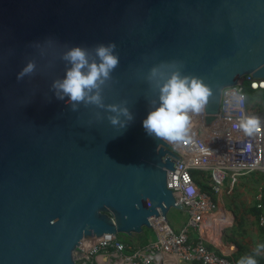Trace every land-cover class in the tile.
Returning a JSON list of instances; mask_svg holds the SVG:
<instances>
[{
    "label": "water",
    "instance_id": "obj_1",
    "mask_svg": "<svg viewBox=\"0 0 264 264\" xmlns=\"http://www.w3.org/2000/svg\"><path fill=\"white\" fill-rule=\"evenodd\" d=\"M113 44L119 63L91 93L103 107L60 99L65 55L80 47L99 64ZM250 73L264 78V0H0V264H77L82 239L144 245L152 219L185 210L167 170L221 133L226 97ZM173 74L211 90L180 145L142 123Z\"/></svg>",
    "mask_w": 264,
    "mask_h": 264
},
{
    "label": "built area",
    "instance_id": "obj_2",
    "mask_svg": "<svg viewBox=\"0 0 264 264\" xmlns=\"http://www.w3.org/2000/svg\"><path fill=\"white\" fill-rule=\"evenodd\" d=\"M264 89V78L246 74L226 97L227 108L220 134L192 145L181 159H176L175 169L167 170V184L189 214L187 224L175 232L165 220L152 219L157 240L143 247H135L106 238L82 239L74 253L77 264H235L231 255H218L207 246V237L190 240L192 230L204 234L210 226L209 218L217 204L214 194L221 192L226 178L235 181L251 172H264V111L251 107L249 91ZM230 99L228 101V98ZM244 117H259L258 129L245 135L239 127ZM208 174L211 191H201L194 173ZM259 226L264 229V191L258 194Z\"/></svg>",
    "mask_w": 264,
    "mask_h": 264
},
{
    "label": "clouds",
    "instance_id": "obj_3",
    "mask_svg": "<svg viewBox=\"0 0 264 264\" xmlns=\"http://www.w3.org/2000/svg\"><path fill=\"white\" fill-rule=\"evenodd\" d=\"M112 48H115L114 44L109 47L100 46L97 49V54L102 61L99 64H89L85 51L80 47H75L68 52L65 59L70 60L73 67L67 71L66 78L62 82L57 81L53 85L63 93V95H59V98L69 97L70 102H73V108L79 102L95 103L103 107L99 92L97 91L95 95L91 93L93 89L100 88L104 80L109 78L110 71L115 69L119 63L118 57L111 53ZM34 67L33 63H29L19 74L18 79L31 73ZM85 67L88 68L86 73L82 71ZM153 71L155 72V70ZM160 91V106L149 112L147 118L142 122L143 128L149 136L164 140L170 145L186 144L193 115L203 112L209 102L211 90L198 77L185 76L181 78L179 74H173L163 84ZM109 108L114 113L120 112L127 117L128 121L133 119L127 108L120 109L117 105H111ZM109 120L112 125L126 127V123L121 124L119 116L109 117ZM258 125L259 117H244L239 122L240 129L248 136L254 134ZM207 182L210 186L208 180ZM207 246L213 248L208 243ZM259 248L260 246H257V254H259ZM239 264H257V261L254 257L248 256L241 258Z\"/></svg>",
    "mask_w": 264,
    "mask_h": 264
},
{
    "label": "crops",
    "instance_id": "obj_4",
    "mask_svg": "<svg viewBox=\"0 0 264 264\" xmlns=\"http://www.w3.org/2000/svg\"><path fill=\"white\" fill-rule=\"evenodd\" d=\"M260 98L262 99V94ZM250 105L252 107L251 103ZM261 189L264 191V172L241 175L235 181L226 178L221 192L213 195L217 208L209 218L210 226L205 228L202 235L192 230L190 240L196 242L202 236L207 237L209 246L213 249L216 246L221 254H229L231 257L237 250L236 243H241L248 249H257L260 237L257 233L256 218L251 211L258 203ZM239 221L244 223L238 225V231L236 222Z\"/></svg>",
    "mask_w": 264,
    "mask_h": 264
},
{
    "label": "trees",
    "instance_id": "obj_5",
    "mask_svg": "<svg viewBox=\"0 0 264 264\" xmlns=\"http://www.w3.org/2000/svg\"><path fill=\"white\" fill-rule=\"evenodd\" d=\"M247 90L249 91V102L252 104V107L261 109L264 111V93H262V99L259 97L257 98L255 101H253V93L254 92H258V91H252L250 89ZM259 91H264L263 90H259ZM195 175V180L198 184V187L201 191H206V192H210L211 191V187L208 185V174L204 173V172H196L194 173ZM214 198V197H213ZM215 199V198H214ZM254 214V217L256 218V226H257V233L260 237V242L258 243V246H260L259 248V254H257V249H248L247 247H245L244 245H242L241 243H236L235 245L237 246V250L236 252L232 255L233 259L235 261V264H239L241 258L243 257H248V256H252L254 257V259L257 261V264H264V229L261 228L258 225V213L259 210L257 208V206L255 205L251 211ZM242 224V222H236V226H238L239 224ZM256 248V247H255Z\"/></svg>",
    "mask_w": 264,
    "mask_h": 264
},
{
    "label": "rangeland",
    "instance_id": "obj_6",
    "mask_svg": "<svg viewBox=\"0 0 264 264\" xmlns=\"http://www.w3.org/2000/svg\"><path fill=\"white\" fill-rule=\"evenodd\" d=\"M264 93V91H258L253 93V101H255L257 98L260 97V95ZM253 104V103H252ZM229 180V178H227ZM186 210H176V209H171L168 213V223L169 225L175 230V232H180L182 228L187 224L189 214ZM240 226H237V230L239 231ZM230 231V230H229ZM144 238L146 239V243L144 245L150 244L151 242H155L157 240L156 233L154 229H147L144 228V233L142 234ZM221 235V234H220ZM228 236V234H227ZM231 237V236H230ZM129 244V243H127ZM131 245V244H129ZM141 246H135V247H142ZM134 246V245H132ZM215 252L218 255H222L219 251L218 248H215ZM233 259V256L231 257Z\"/></svg>",
    "mask_w": 264,
    "mask_h": 264
}]
</instances>
